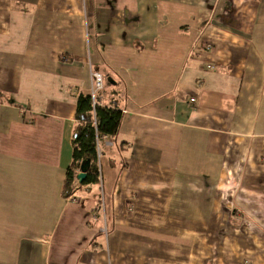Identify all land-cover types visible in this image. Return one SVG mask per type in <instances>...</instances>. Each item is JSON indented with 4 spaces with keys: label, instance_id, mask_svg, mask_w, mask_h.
<instances>
[{
    "label": "crops",
    "instance_id": "0c3cea01",
    "mask_svg": "<svg viewBox=\"0 0 264 264\" xmlns=\"http://www.w3.org/2000/svg\"><path fill=\"white\" fill-rule=\"evenodd\" d=\"M96 72L123 119L74 201ZM0 264H264V0H0Z\"/></svg>",
    "mask_w": 264,
    "mask_h": 264
},
{
    "label": "trees",
    "instance_id": "16d2710c",
    "mask_svg": "<svg viewBox=\"0 0 264 264\" xmlns=\"http://www.w3.org/2000/svg\"><path fill=\"white\" fill-rule=\"evenodd\" d=\"M99 100V97L96 98ZM76 116L80 124L73 139V161L67 169L64 194L70 195V188L77 179L81 164L90 160L87 177L82 183L95 184L99 181L97 165V136L114 139L123 119V111L116 105H95L91 93H80L77 98Z\"/></svg>",
    "mask_w": 264,
    "mask_h": 264
},
{
    "label": "built area",
    "instance_id": "2783aa9c",
    "mask_svg": "<svg viewBox=\"0 0 264 264\" xmlns=\"http://www.w3.org/2000/svg\"><path fill=\"white\" fill-rule=\"evenodd\" d=\"M93 76H94L95 81H94V85L92 86V89L90 91L92 98H93V104H94V106L95 105H103L101 103V97L99 96V93L101 91H103L105 88L104 78H103L102 74L99 72L94 73ZM97 97H99V100L96 99ZM191 102H195V98H192ZM102 138H104V137L103 136H100V137L97 136V139H96V143H97V165H98V169H99V178L100 179H101V170H100L101 162H100V159H101L102 154H103V149H102V145H101L102 144ZM75 184L77 186L76 187L77 189L79 186H81V183L77 179H76ZM68 198L71 200H74V201L77 200V197H75L74 195L69 196ZM101 203H102L103 208H105L104 200H102ZM103 232H105L107 234L106 226L103 228Z\"/></svg>",
    "mask_w": 264,
    "mask_h": 264
},
{
    "label": "water",
    "instance_id": "95a60500",
    "mask_svg": "<svg viewBox=\"0 0 264 264\" xmlns=\"http://www.w3.org/2000/svg\"><path fill=\"white\" fill-rule=\"evenodd\" d=\"M90 164H91L90 160H85L82 162L80 170L77 174V179L80 183H83L84 180L86 179Z\"/></svg>",
    "mask_w": 264,
    "mask_h": 264
},
{
    "label": "rangeland",
    "instance_id": "374dc122",
    "mask_svg": "<svg viewBox=\"0 0 264 264\" xmlns=\"http://www.w3.org/2000/svg\"><path fill=\"white\" fill-rule=\"evenodd\" d=\"M102 74V73H101ZM103 76V75H102ZM103 78H104V76H103ZM102 92V91H101ZM78 180V179H77ZM101 181V179L99 178V181L98 182H100ZM75 182H76V180H75ZM75 182L73 183V185H72V188H70L69 190H70V195L69 196H72V195H75V193H76V191H77V186H76V184H75ZM81 185H83L82 183H81ZM95 195V194H94ZM99 210L102 212L103 211V209L102 208H99ZM105 235H106V233H105Z\"/></svg>",
    "mask_w": 264,
    "mask_h": 264
}]
</instances>
